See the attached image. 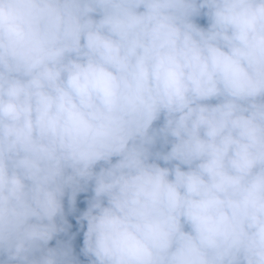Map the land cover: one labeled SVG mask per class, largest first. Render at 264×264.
Instances as JSON below:
<instances>
[{
  "label": "clouds",
  "instance_id": "1",
  "mask_svg": "<svg viewBox=\"0 0 264 264\" xmlns=\"http://www.w3.org/2000/svg\"><path fill=\"white\" fill-rule=\"evenodd\" d=\"M0 264H264V0H0Z\"/></svg>",
  "mask_w": 264,
  "mask_h": 264
},
{
  "label": "trees",
  "instance_id": "2",
  "mask_svg": "<svg viewBox=\"0 0 264 264\" xmlns=\"http://www.w3.org/2000/svg\"><path fill=\"white\" fill-rule=\"evenodd\" d=\"M198 22L201 23L203 26H206V21L200 20ZM89 195L90 193H82L78 196L77 207L79 210H82L85 207L84 201ZM68 219H69V223L72 225V228L69 230V234L71 235L72 233H76V237L73 240V247L76 253L79 254V249L82 247L83 244V234L82 231L79 230V226L76 223L75 214H69ZM61 238H66V237L62 236ZM51 243L54 245L55 241H52ZM80 259L83 260L84 258L81 256Z\"/></svg>",
  "mask_w": 264,
  "mask_h": 264
}]
</instances>
